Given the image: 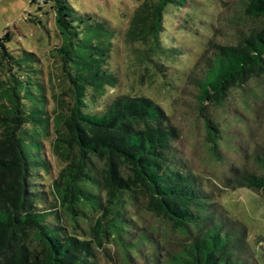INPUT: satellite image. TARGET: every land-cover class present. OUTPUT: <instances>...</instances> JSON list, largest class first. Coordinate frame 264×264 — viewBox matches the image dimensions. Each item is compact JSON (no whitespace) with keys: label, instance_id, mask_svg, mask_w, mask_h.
<instances>
[{"label":"trees","instance_id":"1","mask_svg":"<svg viewBox=\"0 0 264 264\" xmlns=\"http://www.w3.org/2000/svg\"><path fill=\"white\" fill-rule=\"evenodd\" d=\"M53 1L61 36L54 51L69 101L57 96L49 111L39 58L10 50L9 32L0 36V67L8 72L0 80V264H98L103 242L119 245L129 259L128 253L148 240L145 234L129 240L130 218L123 212L140 193L144 210L187 240L166 264H254L247 256L246 228L226 216L216 194L179 157V129L169 115L143 95H105L117 83L107 65L113 28L65 0ZM185 2L143 0L127 36L149 40L148 51L166 54L160 40L165 9ZM242 9L264 22V0H247ZM261 76L264 24L237 32L234 44L215 45L193 80L198 109L204 101L221 105L232 88ZM204 128L219 159L210 131L219 129L206 116ZM51 134L52 151L63 165L45 186L41 181L51 176L40 138ZM255 160L261 173L245 171L227 183L254 190L264 200V153Z\"/></svg>","mask_w":264,"mask_h":264},{"label":"rangeland","instance_id":"2","mask_svg":"<svg viewBox=\"0 0 264 264\" xmlns=\"http://www.w3.org/2000/svg\"><path fill=\"white\" fill-rule=\"evenodd\" d=\"M142 1L65 0L75 11L106 20L113 28L107 65L116 74L117 83L108 87L105 95H143L169 115L179 129L175 146L182 162L216 194L226 216L246 228L250 261L264 264V200L254 190L231 189L227 183L245 171L261 173L255 157L264 153V76L232 88L221 105L204 101L201 109L197 107L198 88L193 81L199 78L215 45L234 44L237 32L259 29L264 22L260 17L244 15L242 8L247 0H186L182 7L167 6L160 34L167 48L163 55L158 50L148 51L149 40L127 36L130 19ZM55 12L53 0H0V36L9 32L10 50L31 51L39 58L49 111L55 108V97L69 101L68 85L60 75L54 51L61 45ZM153 61L161 67L157 69ZM7 75V70L0 67V80H6ZM205 116L219 129L210 130L216 136L219 159L209 149L214 141L204 128ZM52 134L40 138L51 176L41 181L45 186L63 165L52 151ZM144 201L143 194H137L123 212L130 218L129 240L141 234L148 240L133 253L135 256L128 253L129 259L119 245L103 242L96 252L98 264H153L150 256L157 258V264H166L170 255L183 249L186 238L146 212Z\"/></svg>","mask_w":264,"mask_h":264}]
</instances>
